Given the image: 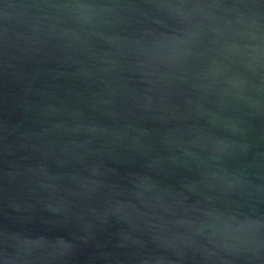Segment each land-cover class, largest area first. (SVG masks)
I'll return each instance as SVG.
<instances>
[{"label": "water", "instance_id": "obj_1", "mask_svg": "<svg viewBox=\"0 0 264 264\" xmlns=\"http://www.w3.org/2000/svg\"><path fill=\"white\" fill-rule=\"evenodd\" d=\"M0 264H264V0H0Z\"/></svg>", "mask_w": 264, "mask_h": 264}]
</instances>
